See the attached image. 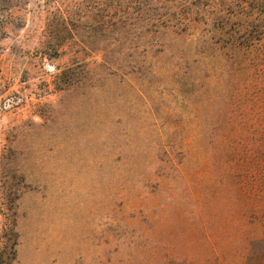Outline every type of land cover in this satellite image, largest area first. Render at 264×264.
Returning a JSON list of instances; mask_svg holds the SVG:
<instances>
[{"label":"rangeland","instance_id":"1","mask_svg":"<svg viewBox=\"0 0 264 264\" xmlns=\"http://www.w3.org/2000/svg\"><path fill=\"white\" fill-rule=\"evenodd\" d=\"M245 33L264 0H0V264L194 256Z\"/></svg>","mask_w":264,"mask_h":264},{"label":"trees","instance_id":"2","mask_svg":"<svg viewBox=\"0 0 264 264\" xmlns=\"http://www.w3.org/2000/svg\"><path fill=\"white\" fill-rule=\"evenodd\" d=\"M239 37L223 58L234 78L221 88V125L209 131L211 177L192 188L203 237L177 264H264V35Z\"/></svg>","mask_w":264,"mask_h":264}]
</instances>
